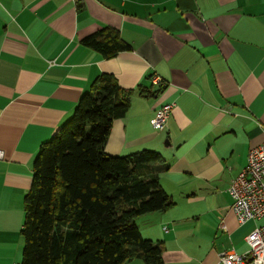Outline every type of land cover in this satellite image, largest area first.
Wrapping results in <instances>:
<instances>
[{"label": "crops", "instance_id": "1", "mask_svg": "<svg viewBox=\"0 0 264 264\" xmlns=\"http://www.w3.org/2000/svg\"><path fill=\"white\" fill-rule=\"evenodd\" d=\"M101 31L132 48L106 58L83 43ZM102 73L132 91L105 151L151 148L165 159L155 167L174 205L139 216L141 233L153 240L188 229L165 226L177 221L176 197H186L195 212L215 211L214 234L231 246L192 261L178 237H164L165 264H220L223 251L245 252L260 221L238 223L228 188L264 140V0H0V264L22 263L24 200L41 145ZM141 86L157 93L143 96ZM166 103L174 107L156 130ZM132 260L125 264H140Z\"/></svg>", "mask_w": 264, "mask_h": 264}, {"label": "trees", "instance_id": "2", "mask_svg": "<svg viewBox=\"0 0 264 264\" xmlns=\"http://www.w3.org/2000/svg\"><path fill=\"white\" fill-rule=\"evenodd\" d=\"M104 33L82 41L106 58L132 48L117 31ZM140 92L157 93L143 86ZM131 94L115 76L100 74L73 115L41 145L24 200L21 264H165L164 241L145 238L136 224L139 216L174 205L155 167L165 163L163 155L154 149L105 151L113 121L130 109Z\"/></svg>", "mask_w": 264, "mask_h": 264}, {"label": "built area", "instance_id": "3", "mask_svg": "<svg viewBox=\"0 0 264 264\" xmlns=\"http://www.w3.org/2000/svg\"><path fill=\"white\" fill-rule=\"evenodd\" d=\"M155 84H160L158 75L152 77ZM174 107V103H166L159 107L152 120L156 130H163ZM264 132V126H263ZM5 152L0 148V159ZM232 197L231 208L240 225L252 220L260 223L246 236L248 249L238 253L234 249L220 254V264H264V140L252 147L248 154L247 165L231 180L228 188ZM222 228L225 227L221 223ZM168 231V229H165Z\"/></svg>", "mask_w": 264, "mask_h": 264}, {"label": "rangeland", "instance_id": "4", "mask_svg": "<svg viewBox=\"0 0 264 264\" xmlns=\"http://www.w3.org/2000/svg\"><path fill=\"white\" fill-rule=\"evenodd\" d=\"M146 149H151V148H146ZM175 202L177 208L171 211L170 213H172L174 218L171 220H177V221H172L169 223L166 222L165 226L168 227L170 230L171 229L173 230L174 224L180 223L179 224L180 227H184L188 229L184 230L181 228V230L178 232L174 231L170 235L167 234H163V235L165 238L169 236L178 237L179 238V241L177 243L178 246H180L192 257V261H201L205 258H209L215 251L227 250L231 247L230 245H225L224 239H219L218 236L214 234V228L216 227V220H217L214 210H210L209 212L206 211L200 212V213L195 212L194 208L189 204H187L189 202H187L186 197H176ZM197 204L198 201H195L194 206H196ZM200 205L203 207L205 204L202 203ZM199 216H201L200 219ZM138 221L140 222V220ZM204 231L205 233L203 234ZM145 234L143 235L144 237L147 236ZM164 237L160 235L159 237H152V238H154L153 239L154 241H157V240H164ZM174 247L176 246L174 245ZM132 261H138L140 264H144L140 259H135Z\"/></svg>", "mask_w": 264, "mask_h": 264}]
</instances>
